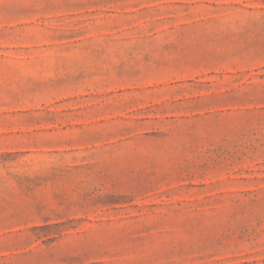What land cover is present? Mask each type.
<instances>
[{
  "label": "rangeland",
  "instance_id": "374dc122",
  "mask_svg": "<svg viewBox=\"0 0 264 264\" xmlns=\"http://www.w3.org/2000/svg\"><path fill=\"white\" fill-rule=\"evenodd\" d=\"M0 264H264V0H0Z\"/></svg>",
  "mask_w": 264,
  "mask_h": 264
}]
</instances>
